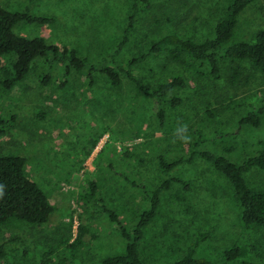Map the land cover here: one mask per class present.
Here are the masks:
<instances>
[{
	"label": "rangeland",
	"instance_id": "374dc122",
	"mask_svg": "<svg viewBox=\"0 0 264 264\" xmlns=\"http://www.w3.org/2000/svg\"><path fill=\"white\" fill-rule=\"evenodd\" d=\"M134 0H36L35 14L54 19L53 24L15 28L30 39L44 37L49 45H68L90 63L110 58L124 32ZM222 0H152L137 16L130 43L117 57L126 64L147 50L151 43L173 34L202 42L212 36ZM29 0H0L8 11L23 10ZM264 29V0H254L241 14L230 44L250 42ZM181 61L165 54L135 68L147 86H158L184 76L186 87L173 94L182 105L169 108L165 123L156 117V102L143 94L126 75L115 88L109 79L95 73L90 86L86 73L71 72L62 85L64 68L50 70L43 59L31 66L26 79L10 92L0 83V115L15 117L11 128L0 136V156L26 159L25 175L41 186L53 212L47 223L33 225L9 220L0 226V243L6 257L0 264H41L49 255L51 264H101L109 256L124 254L126 242L120 231L90 199V184L99 199L114 209L131 228L147 206L145 194L131 187L120 175L155 188L164 179L157 164L163 155L174 162L189 154L198 138L206 137L203 150L225 155L235 163L255 156L264 140L261 128L239 122L251 106L264 104V77L246 62L239 84L229 82L234 62L220 58L221 77L183 53ZM10 58H2L7 65ZM50 82L44 83L47 75ZM245 77H248L246 80ZM1 80V75H0ZM187 124L185 131L182 127ZM190 135V142L180 137ZM100 137L92 148V141ZM92 148V149H91ZM175 175L191 182L193 191L184 194L185 206L174 203V187L162 197L158 216L145 231L141 253L147 263L169 264L180 258L200 234L209 233L197 249L199 257L222 263V253L241 241L251 246L246 258L227 264H264V228L241 226V209L230 183L208 162L175 169ZM246 179L253 189H264V170L253 169ZM189 209L192 213L184 210ZM87 230L83 244L73 254L71 245L79 227ZM19 239L18 244L10 243Z\"/></svg>",
	"mask_w": 264,
	"mask_h": 264
},
{
	"label": "trees",
	"instance_id": "16d2710c",
	"mask_svg": "<svg viewBox=\"0 0 264 264\" xmlns=\"http://www.w3.org/2000/svg\"><path fill=\"white\" fill-rule=\"evenodd\" d=\"M35 1L29 0L23 10L15 12L6 10L0 4V60L2 58L11 59L7 65H0V83L4 92L12 91L17 84L23 82L37 59L45 60L50 70L54 69L56 65L64 68L61 75L63 82L60 88L66 85L73 71L86 73L90 86L94 85L95 73H101L109 79L115 88L121 86V75L124 74L143 94L156 102V117L163 125L167 110L182 105V99L174 95L173 91L185 88L187 83L184 76H177L158 86L145 85L142 78L135 73V68L149 59L165 54L171 61L183 62L182 55L185 53L194 62L208 67L211 76L215 79L221 77L219 59H229L235 63L229 77V82L232 85L239 84L243 78V68L236 64L237 61L250 64L254 71L264 77V29H259L250 42L230 44L241 14L254 0H222L211 37L202 42H195L169 34L151 43L147 50L132 57L126 64H118L116 59L131 41L138 14L148 10L152 5V0H134L124 32L111 57L94 63L80 57L77 50L68 45H49L44 37L30 39L15 33V28L23 24L48 25L54 23V19L50 17L33 13L31 5ZM50 79L51 75L49 74L43 82L48 84ZM245 79L247 80L248 77ZM14 118L6 119L0 115V136L11 128ZM263 125L264 104L251 106L248 113L239 122V128L252 126L258 129ZM198 134V138L192 144L187 156L174 162H169L163 155L157 157V164L164 174V179L155 188H150L125 173L111 169L131 187L141 190L146 196L147 206L131 228L124 224L114 209L110 208L103 199L97 197V187L94 183H89L90 199L116 225L126 242L124 254L109 256L101 264H149L141 253L145 231L158 216L163 195L174 187H178L173 195L174 203H184L182 205L187 208L184 194L193 191V186L187 179L175 175L174 171L180 166L194 163L197 159L208 162L216 173L224 176L230 183L233 197L241 209V226L246 230L264 228V189H253L246 179V175L251 170H264V140L260 143V150L255 156L246 158L241 163H235L225 155L203 150L202 146L206 142V137L201 131H198ZM99 139L100 137H96L92 141V148L97 146ZM25 164L26 159L23 157L0 156V226L12 219L33 225L45 224L53 212L48 196L41 186L25 175ZM184 211L192 213L189 209ZM86 232L84 226L79 227L78 237L69 245L73 254L82 246ZM208 236H210L209 233L200 234L180 258L169 264H219L201 258L197 254L198 246L207 240ZM9 242L18 244L20 240L12 239ZM252 248L247 243L238 241L229 250L222 253V263L220 264L246 258ZM5 257V244L0 243V258ZM51 263L48 254L41 259V264ZM241 264L247 263L244 261Z\"/></svg>",
	"mask_w": 264,
	"mask_h": 264
},
{
	"label": "clouds",
	"instance_id": "9594fccd",
	"mask_svg": "<svg viewBox=\"0 0 264 264\" xmlns=\"http://www.w3.org/2000/svg\"><path fill=\"white\" fill-rule=\"evenodd\" d=\"M182 127H183V129L185 131H187V128H188L187 124H183ZM180 139H181L182 142H190L191 141V136L190 135H185V136L180 137Z\"/></svg>",
	"mask_w": 264,
	"mask_h": 264
}]
</instances>
